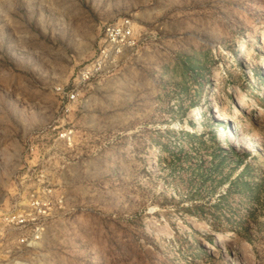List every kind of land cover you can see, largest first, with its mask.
<instances>
[{
  "label": "rangeland",
  "instance_id": "374dc122",
  "mask_svg": "<svg viewBox=\"0 0 264 264\" xmlns=\"http://www.w3.org/2000/svg\"><path fill=\"white\" fill-rule=\"evenodd\" d=\"M0 264H264V0H0Z\"/></svg>",
  "mask_w": 264,
  "mask_h": 264
},
{
  "label": "built area",
  "instance_id": "2783aa9c",
  "mask_svg": "<svg viewBox=\"0 0 264 264\" xmlns=\"http://www.w3.org/2000/svg\"><path fill=\"white\" fill-rule=\"evenodd\" d=\"M104 39L91 67L82 68L77 76V86L82 84L92 76V72L97 73L113 63L117 56L121 55L124 50L130 49L134 45L133 30L129 20H121L110 23L104 27ZM70 101H75L77 93L72 89L65 94ZM36 204V205H35ZM38 203H32V212L23 214L18 212L6 213L2 220L7 227L6 232H15L12 236L5 239L8 247L7 253L21 252L27 248H33L42 239V223Z\"/></svg>",
  "mask_w": 264,
  "mask_h": 264
},
{
  "label": "bare ground",
  "instance_id": "6f19581e",
  "mask_svg": "<svg viewBox=\"0 0 264 264\" xmlns=\"http://www.w3.org/2000/svg\"><path fill=\"white\" fill-rule=\"evenodd\" d=\"M241 96V95H240ZM243 102H244V99L241 97V98H239V100H238V103H236V104H238L239 106H238V109L239 110H243V108H242V104H243ZM212 248H207L206 250L207 251H210Z\"/></svg>",
  "mask_w": 264,
  "mask_h": 264
}]
</instances>
